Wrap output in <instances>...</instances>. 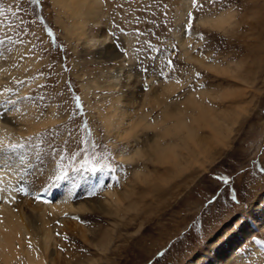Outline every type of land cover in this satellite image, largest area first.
<instances>
[{
	"label": "rangeland",
	"instance_id": "obj_1",
	"mask_svg": "<svg viewBox=\"0 0 264 264\" xmlns=\"http://www.w3.org/2000/svg\"><path fill=\"white\" fill-rule=\"evenodd\" d=\"M59 1L0 0L2 183L15 211L42 209L26 188L54 190L45 264H264V0H97L82 29ZM218 14L231 15L223 29L201 21ZM168 82L179 86L168 103L201 136L213 122L204 107L230 126L175 179L143 156L121 159L173 130L154 101ZM200 90L203 108L187 102ZM118 108L125 125H107ZM108 190L126 198L116 205Z\"/></svg>",
	"mask_w": 264,
	"mask_h": 264
},
{
	"label": "bare ground",
	"instance_id": "obj_2",
	"mask_svg": "<svg viewBox=\"0 0 264 264\" xmlns=\"http://www.w3.org/2000/svg\"><path fill=\"white\" fill-rule=\"evenodd\" d=\"M59 2H61V4L70 11L71 19L73 21L72 27H80L81 29L86 24L84 22V20L86 21V16L88 13L93 11V9H95L94 5L97 4V0H60ZM78 16H80V18ZM230 18L231 15L229 14H218L214 18H204L201 19V21L202 23L207 24V26L209 25L210 27L216 29H223L224 25L230 22ZM0 67H4L0 68V81H2L6 78L10 69L5 66ZM209 67L212 68V65ZM11 68V70H13V67ZM14 69H16V67ZM109 78H111L109 79V82L116 83V80L112 79L113 76H110ZM178 87L179 86L175 83H165L162 89L159 87V90H161L160 95L157 96V98H154L156 104L162 107L163 116L160 122L162 123L165 119L171 118V126L173 130L170 131L168 129L169 126H165L166 129L161 131V127H159L161 126V123L159 121L156 120L157 122L152 123V121L148 120L145 122V119L147 118L143 117L145 120V127H150V125L154 124V126H152L153 129H157L156 125H158L159 128L157 131L154 130L155 133L149 139L150 141L148 140L146 143L135 146L127 155L121 156V159H123L124 162L131 164L134 163L135 159L143 156L151 161H155L156 163L158 162L160 164L166 165L167 167L164 171L165 174H170L172 176L169 178L174 177L175 179L182 173L189 171L195 165H197V167L202 166L201 159L208 157L210 150L213 147L212 142H220L222 141L220 138L224 137V135L227 136L226 133L229 131V125L227 122L222 121V118L220 119L217 114H212L211 110L209 111L206 107H204V115H209L208 118H211L213 121L209 127V137L207 138L201 136V134L197 133L196 130L191 128L184 117L185 109L179 106L178 103L170 104L167 101V97L176 91ZM207 93L208 92L205 90H200L197 92V95L194 94V92H191L189 93L190 95H188L187 102L189 104L195 103L197 106H199V108H203V103L199 99V96L206 95ZM118 109L121 111L118 114L108 112L106 115H104V121L107 125H110L112 121H114V118L117 119L119 125H125L124 119L127 116V112L121 108ZM4 120H13L20 123L26 119L13 116V118H4ZM47 120L52 119L48 118ZM15 122H13V124ZM39 124H42V122H39ZM137 124L139 125L140 122L138 121ZM26 125V130L36 129V126L30 122ZM38 127H40V125H38ZM5 129L6 127L0 124V133H3ZM169 135L170 137L173 135L177 136V139H179L181 143L176 142L177 140L164 142V138L168 137ZM144 146L147 148L145 149ZM134 175H136L137 179L142 182H148L151 176L146 170H141L140 168L134 169ZM5 179L6 176L3 175L0 170V264H13L14 262H18L21 259H24L28 264H45V255L43 254L48 253V255L51 254L53 256L52 247L54 243V237L52 235V229L48 225V222L44 221L45 219L43 217H46L47 212H51V217L57 213L56 210L58 209L59 205H55L56 203L52 201L54 197V190H48L49 187H43L39 190H32V188L29 187L26 188V193L28 195H30L32 198H36V200L39 202L43 201L41 202L42 209H39L40 211H36L32 207L30 208V206H23L19 204L17 207L18 211H15L7 203L6 198L9 192L10 184L8 182L2 183ZM106 195L116 205L119 201L126 198L125 194H122L121 196H115L111 190L106 191ZM80 204L81 206L68 204L66 205V208H70L71 211H82L81 208L83 203ZM91 206L92 208L94 207V205ZM68 226L72 229H77L78 227L76 224H74V222L68 224ZM31 244L36 245V247L32 246ZM38 245L40 246V250L37 249ZM50 247L51 250L49 249ZM15 259L17 260L15 261Z\"/></svg>",
	"mask_w": 264,
	"mask_h": 264
},
{
	"label": "snow or ice",
	"instance_id": "obj_3",
	"mask_svg": "<svg viewBox=\"0 0 264 264\" xmlns=\"http://www.w3.org/2000/svg\"><path fill=\"white\" fill-rule=\"evenodd\" d=\"M41 99H43V98H41ZM77 100H79V97H77Z\"/></svg>",
	"mask_w": 264,
	"mask_h": 264
}]
</instances>
